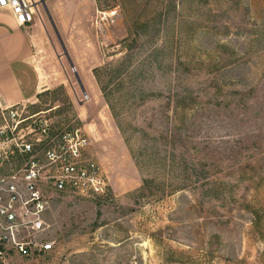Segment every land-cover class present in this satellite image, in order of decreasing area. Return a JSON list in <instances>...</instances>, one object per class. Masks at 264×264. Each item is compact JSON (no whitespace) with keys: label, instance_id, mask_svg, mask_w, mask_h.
<instances>
[{"label":"rangeland","instance_id":"374dc122","mask_svg":"<svg viewBox=\"0 0 264 264\" xmlns=\"http://www.w3.org/2000/svg\"><path fill=\"white\" fill-rule=\"evenodd\" d=\"M39 13L50 90L29 111L85 128L110 183L104 198L57 197L41 263L264 264V0H40Z\"/></svg>","mask_w":264,"mask_h":264},{"label":"built area","instance_id":"2783aa9c","mask_svg":"<svg viewBox=\"0 0 264 264\" xmlns=\"http://www.w3.org/2000/svg\"><path fill=\"white\" fill-rule=\"evenodd\" d=\"M2 11L23 27L40 16V0H0ZM55 110L30 112L27 102L0 105V264L55 249L47 217L57 197L108 195L109 178L91 153L90 134L58 126Z\"/></svg>","mask_w":264,"mask_h":264},{"label":"crops","instance_id":"0c3cea01","mask_svg":"<svg viewBox=\"0 0 264 264\" xmlns=\"http://www.w3.org/2000/svg\"><path fill=\"white\" fill-rule=\"evenodd\" d=\"M38 25L19 26L9 11L0 12V105L29 102L50 90L38 66L33 42ZM23 29L26 33L23 34ZM41 258L16 256L10 264H42Z\"/></svg>","mask_w":264,"mask_h":264},{"label":"water","instance_id":"95a60500","mask_svg":"<svg viewBox=\"0 0 264 264\" xmlns=\"http://www.w3.org/2000/svg\"><path fill=\"white\" fill-rule=\"evenodd\" d=\"M44 3H45V1H44ZM52 22H53V21H52ZM53 26H54V28H55V31H56V33H57V35H58V37H59V40H60L62 46H63V48H64L65 54H66V56H68V58H69V53H68V51H67V48L65 47V45H64V43H63V41H62V38H61V36H60V34H59V31H58V29H57V27H56V25H55L54 22H53ZM69 60H70V62H71V59H69ZM71 64H72V62H71ZM79 82H80V84L82 85L80 79H79ZM82 88H83V90H84V92H85V88L83 87V85H82Z\"/></svg>","mask_w":264,"mask_h":264},{"label":"trees","instance_id":"16d2710c","mask_svg":"<svg viewBox=\"0 0 264 264\" xmlns=\"http://www.w3.org/2000/svg\"><path fill=\"white\" fill-rule=\"evenodd\" d=\"M154 183H155L154 180H147V181H145V187L143 188V191L146 190V188H149ZM175 189H177V188H175Z\"/></svg>","mask_w":264,"mask_h":264}]
</instances>
